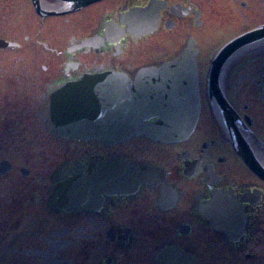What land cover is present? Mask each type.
<instances>
[{
	"label": "flooded vegetation",
	"instance_id": "af4514ba",
	"mask_svg": "<svg viewBox=\"0 0 264 264\" xmlns=\"http://www.w3.org/2000/svg\"><path fill=\"white\" fill-rule=\"evenodd\" d=\"M263 25L264 0H0V264L262 259L264 38L225 62L217 90L209 80L216 52ZM184 53L198 88L186 138L106 143L58 132L59 87L105 72L133 81ZM113 158L160 172L102 193L92 210L59 204V183ZM214 194L232 236L202 213Z\"/></svg>",
	"mask_w": 264,
	"mask_h": 264
},
{
	"label": "water",
	"instance_id": "95a60500",
	"mask_svg": "<svg viewBox=\"0 0 264 264\" xmlns=\"http://www.w3.org/2000/svg\"><path fill=\"white\" fill-rule=\"evenodd\" d=\"M264 38V25L249 30L224 44L213 57L210 88L218 89L219 72L225 62L245 46ZM193 58L181 54L161 68L143 69L133 81L113 72L85 75L68 82L51 94V118L58 132L79 139L118 142L143 134L164 142H175L189 136L198 114L197 73ZM159 170L113 158L100 170L90 169L59 183L55 191L59 204L67 210H92L102 193L154 183ZM264 176V175H263ZM114 191H98L100 189ZM221 201L212 196L202 209L213 228L225 231L222 224ZM228 231V232H227Z\"/></svg>",
	"mask_w": 264,
	"mask_h": 264
},
{
	"label": "rangeland",
	"instance_id": "374dc122",
	"mask_svg": "<svg viewBox=\"0 0 264 264\" xmlns=\"http://www.w3.org/2000/svg\"><path fill=\"white\" fill-rule=\"evenodd\" d=\"M210 55H211V53H210ZM262 220H263V224L260 227V233H259V237L260 238L259 239L264 242V214L262 215ZM252 250L254 252L257 251V254H260L261 251H262L260 247L258 249H252ZM260 256H261V254H260ZM260 258H262V259H259L256 262L255 261H249L247 259H240L239 261H236V262H237V264H264V257H260ZM216 260H215V258L214 259H209V263L208 264H223V262L220 263V262H217Z\"/></svg>",
	"mask_w": 264,
	"mask_h": 264
}]
</instances>
